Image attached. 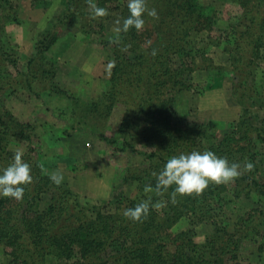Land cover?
Wrapping results in <instances>:
<instances>
[{
  "label": "trees",
  "instance_id": "trees-1",
  "mask_svg": "<svg viewBox=\"0 0 264 264\" xmlns=\"http://www.w3.org/2000/svg\"><path fill=\"white\" fill-rule=\"evenodd\" d=\"M229 1L241 12L218 28V36H208L218 23L199 0H146L158 18L144 13L141 30L133 27L101 42L112 64L109 77L99 96L83 99L58 86L57 65L46 52L75 18L90 19L81 24L85 34L102 35L113 19L121 28L130 14L128 3L62 0L54 27L33 46L24 72L13 75L19 57L13 59V49L2 38L4 24L18 22L17 11L12 0H0V168L12 162V144L25 145L22 158L32 175L31 183L23 185V199L0 196L3 264H243L253 247L264 252L261 203L237 216L227 213L233 200L256 197L260 202L264 197V124L252 111L261 106L255 99L264 93L263 83L257 82V69L264 65V0ZM41 3L33 0L31 7ZM91 4L107 9V14L93 18ZM201 34L205 37L198 38ZM212 47L228 55L232 93L242 108L237 121L221 132L211 121L182 117L178 109V99L192 88L197 58ZM19 92L39 99L54 93L82 102L54 133L88 134L126 155L127 165L118 171L108 200L86 201L50 180L36 146V127L50 126L14 117L5 101ZM117 108L122 114L110 136L106 124ZM193 150H212L229 163H239L242 175L227 183L210 182L199 194H177L173 202L175 185L156 191L153 173L171 156ZM245 162L253 167L243 170ZM141 201L150 203L147 216L132 220L123 215L125 208ZM181 220L186 225L176 230ZM201 225L211 230L198 242L196 228Z\"/></svg>",
  "mask_w": 264,
  "mask_h": 264
},
{
  "label": "rangeland",
  "instance_id": "rangeland-1",
  "mask_svg": "<svg viewBox=\"0 0 264 264\" xmlns=\"http://www.w3.org/2000/svg\"><path fill=\"white\" fill-rule=\"evenodd\" d=\"M39 1L42 2L40 7L32 8L33 0H12L18 22L4 24L2 39L8 44L6 45L8 49H13V59L19 57L13 75L17 71L24 72L25 63L34 52L33 46L43 33L52 30L53 21L60 14L62 0ZM123 2L128 3V0ZM199 2L210 10V14L215 13L217 19L218 27L214 26V30L211 34L208 33V36H218V28L225 26L228 18L237 16L242 10L238 4L229 0ZM87 17L75 18L65 25L58 42L46 52V56L53 59L57 65L55 81L58 86L74 96L82 95L83 99L100 95L109 77L111 64L109 54L101 42L110 40L120 27V21L113 19L108 30L102 35L93 32L85 34L81 24L90 23ZM197 37L205 36L201 34ZM204 58H197L198 67L193 76L192 88L178 99V109L182 117L198 122L211 121L221 132L226 130L231 122L237 121L242 108L237 105L235 95L232 93L233 83L228 55L221 53L219 48L212 47L205 53ZM257 79L259 86L261 82L264 85L263 63H260L257 69ZM248 84L249 82L245 81L243 86L246 87ZM255 102L261 103V106L253 108L252 111H256L255 116L263 125L264 93L256 98ZM80 103L82 102H71L68 98L54 93L49 96L42 94L39 99L26 92H19L5 101L14 117L20 121L34 123L36 126L45 122L50 126L48 129L36 127L38 136L36 146L42 156L40 160L42 168L48 175L54 172L61 173L63 181L60 184L68 186L81 199L106 201L112 196L118 171L127 165L126 155L116 152L114 146L97 141L88 134L75 132L70 137H59L54 133L63 128L64 120L71 116L70 113L77 109ZM121 114V109L117 108L110 115L106 124L108 135H113L117 130ZM12 149L24 153L25 145L12 144ZM127 190L129 192L131 189ZM256 202L261 203L264 209V197L260 202L256 197L250 199L241 197L229 204L227 213L233 216L240 215L258 206ZM185 225L186 221L181 220L175 229L184 228ZM196 229L195 240L201 242L211 227L201 225ZM251 252L252 255L247 254L243 264H264V252H258L254 247ZM1 254L0 248V264H3L6 261Z\"/></svg>",
  "mask_w": 264,
  "mask_h": 264
},
{
  "label": "clouds",
  "instance_id": "clouds-1",
  "mask_svg": "<svg viewBox=\"0 0 264 264\" xmlns=\"http://www.w3.org/2000/svg\"><path fill=\"white\" fill-rule=\"evenodd\" d=\"M129 15L123 19L122 27L117 32H127L130 28L141 30L145 25L144 13L153 18H158L155 8H147L146 0H128ZM93 18L107 14V9L91 4ZM156 51L153 50L152 55ZM112 67V64L109 65ZM20 151L14 153L12 162L4 168H0V196L12 197L16 200L23 199L25 188L32 181L31 166L23 158ZM251 162H245L243 170H250ZM156 176V191L167 190L175 185L172 197L201 193L210 182L216 184L227 183L242 175L241 165L236 162L229 163L226 157L218 156L212 150H193L188 153H180L171 156L164 164L162 170ZM50 180L59 185L63 181V175L54 172ZM151 186H146L150 190ZM149 201H141L132 208H125L123 215L132 220H140L149 212Z\"/></svg>",
  "mask_w": 264,
  "mask_h": 264
},
{
  "label": "crops",
  "instance_id": "crops-1",
  "mask_svg": "<svg viewBox=\"0 0 264 264\" xmlns=\"http://www.w3.org/2000/svg\"><path fill=\"white\" fill-rule=\"evenodd\" d=\"M79 91H84L85 92V90H81V89H79ZM84 95H86V94H84Z\"/></svg>",
  "mask_w": 264,
  "mask_h": 264
}]
</instances>
